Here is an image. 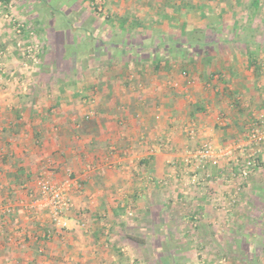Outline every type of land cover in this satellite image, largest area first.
I'll return each mask as SVG.
<instances>
[{"label":"rangeland","instance_id":"1","mask_svg":"<svg viewBox=\"0 0 264 264\" xmlns=\"http://www.w3.org/2000/svg\"><path fill=\"white\" fill-rule=\"evenodd\" d=\"M233 1L0 0V91L17 90L10 98L0 95V108L5 102L15 104L19 97L24 103L35 106L39 118L50 123V127H46L50 134L48 140L34 135L33 142L24 143L12 137V141L3 143L4 137L0 135V168L7 163V158L3 157L7 151L36 155L34 170L28 175L18 174L13 185L10 180L13 175L1 170L0 236L5 237L1 238L2 244L19 247L28 235L32 242H38L39 234L42 236L45 232L46 238L53 241L55 234L54 248L58 254L50 255L45 243L40 244L41 264H264V170L255 171L238 191L240 183L232 179L226 169L222 174L224 168L207 164L205 174H200L212 175V181L203 186L211 193L206 191L208 203L221 216V221L200 222L207 212L195 209L189 198L181 199L179 195L174 200L188 205L190 212L195 209L192 213L200 215L199 221L156 224L160 226L158 232L169 239L152 234L148 238V252H139L135 246L127 255L118 251L120 248L111 244L110 234L114 233L115 226L112 222L102 224L100 241L95 240L93 221L97 219L94 215L90 222L78 220L83 236L81 244L90 248L85 253H75L76 250H72L76 246L70 245L67 235L69 227L64 228L63 233L57 231L49 208L37 203L41 200L37 180L46 177L58 185L70 184V210L74 207L84 218L89 213L99 215L94 198L83 199L85 204L79 207L74 205L72 195H84L86 187L85 181L79 179L80 174L92 177L93 181L104 169H119L138 176L143 157L168 152L174 154L165 160L166 164L175 171L191 170L195 159L191 164L185 160L205 142L224 146L243 141L250 124L264 117V63L258 61L264 54V46L245 47L239 43L244 38L256 39L259 35L263 39L264 34L247 32L240 26L237 30H228L225 25L228 10L216 17L202 10L203 6L215 4H227L229 11L236 5L244 10L245 6L240 5L243 0H236V5ZM241 17L238 14V18ZM214 18L218 22L217 29L194 28L199 24L210 28L209 22L215 23ZM18 24L23 25L21 32H18ZM213 39L216 46L212 47ZM206 40L210 41L205 43ZM142 41L147 42L148 71L141 75V69L129 60H133L130 51ZM31 42L39 44L37 63L27 57L26 47ZM211 53H215L214 60H205ZM201 56L203 61H199ZM247 56L251 64L245 63ZM6 59L16 60V66L10 69L12 72L7 70ZM116 67L121 72L114 78L104 79L111 76L110 72L117 71ZM137 100L148 106L152 118L147 131L144 125L141 130L135 129L138 133L132 135L133 148H129L114 138H125L121 132H126L132 122L138 128V122H147L143 112L137 110ZM163 109L166 110L162 112ZM20 116L21 122L26 124L25 116ZM2 120L0 111V134L4 132ZM163 120L167 121L164 127ZM192 123L200 132L195 138L186 132ZM173 128L181 130L180 136L185 140L180 148L168 134ZM106 130L110 138L107 133L103 136ZM9 132L16 134L14 128ZM69 133L75 136L77 146L82 144H78L79 141L85 142L84 149L77 150L82 165L76 171L68 163L67 154L73 144ZM112 146L116 150L111 154ZM262 148L264 150V143ZM96 149L103 150L102 156L95 154ZM242 159L237 151L234 160ZM149 177L148 174L147 179L144 177L141 181L148 184V188L152 182ZM186 177L177 178V185L184 189L200 186L188 184ZM31 182L34 189L30 187ZM218 194L236 195L237 203L231 213L215 208L213 199ZM165 200L167 196H159L155 212L161 211V204L163 207L167 203ZM125 206L123 214L133 217L127 209L133 211L134 206ZM177 235L179 237L175 238ZM127 236L121 237V246L131 243L123 240L128 239ZM36 259L40 260V256Z\"/></svg>","mask_w":264,"mask_h":264},{"label":"crops","instance_id":"2","mask_svg":"<svg viewBox=\"0 0 264 264\" xmlns=\"http://www.w3.org/2000/svg\"><path fill=\"white\" fill-rule=\"evenodd\" d=\"M201 3H206V2H201ZM201 3L200 5H203ZM233 3L234 5H236L238 1L234 0ZM226 5L227 4H220V5L215 4L214 6L207 5V6H203L204 8L202 10L205 11L204 13L206 14L208 13L209 16L213 15L214 17H216V15L219 16L220 14H222L223 10H228V12L226 11L225 13V21L227 22L225 25L226 27H228V30H237L240 26L241 30H245L247 32L249 31L263 32L264 34V0H243L242 2H240V5L241 6L244 5L246 10L245 8L243 10L241 7H237L236 5V7L230 9L229 11V8ZM238 14L242 15L243 18L241 17L242 19L241 18L239 19ZM212 21H214L215 23L212 24V22H209L208 26L210 28H207V24H199L194 26V28L209 29V30H213L216 27L218 28V22H216V18H214V20ZM128 29L130 30L131 28ZM209 41L206 40L205 43ZM146 43H147L146 41L145 42L142 41L141 43H138L139 46L135 47V50L130 51L132 53L133 60H131L130 58L129 61H132V64H136L139 70L141 69L139 71V74L141 75L148 71V49H146L147 47ZM214 43H216V40L213 39L212 42H210V45L212 47L216 46V44ZM236 44L238 43L236 42ZM239 44L245 47L250 45L251 46L256 45L257 47L264 46V37L263 39H261L259 35V37H257L256 39L244 38L241 40ZM115 45L116 44L113 42L112 46L115 47ZM208 45L209 44H206V46ZM103 47L105 46L103 45ZM214 55L215 53H211L210 55H208L207 58H205V60L208 59L209 61L210 60L213 61L215 58ZM260 57L261 58L258 57V61L264 63V54H262V56ZM250 59H252L253 61L254 57L252 56ZM199 61H203V57L199 58ZM15 62L16 60L14 59H9V60L6 59L5 65L7 66V70L9 69V71L12 72V70L10 69L16 66L14 64ZM245 63L251 64V61L249 60V56H247ZM116 68L117 71L115 70L114 72H110L111 76L108 75V77H104V79L109 80L110 78H114L115 74L121 72V70H119L120 69L119 67ZM145 75L147 76V74ZM5 90L6 92L0 91L1 96L4 97L6 96V98L7 97L10 98L9 96L16 95L17 90L13 88L5 89ZM136 103L138 107L137 110L143 112V116L145 115V118H147V120L146 119L145 120L147 122H141V123L138 122L139 128L136 126V123L132 122L131 124H129V127L126 129V132L125 131L121 132V134L123 133L125 135V138L124 137L121 138L120 136H117V138L119 137L121 140H117L114 138V140L124 144V146L125 145L129 146V148H133L132 140L134 138H132V135L138 133L135 129L141 130L142 126L144 125L143 126L144 129L147 131L148 125H150V119L152 118L151 117L152 112L151 110H149L148 106L145 103L139 104L138 100L135 101V104ZM165 110L163 109L162 112H164ZM0 111H1V118L3 119L2 122H4L2 126V131L4 132L0 134L3 135L4 137L3 143L7 141H12V139L13 138L15 139V137L16 140L22 141L24 143L25 142L27 143L28 140L33 142L34 139L31 138H33L34 135L35 136L40 135L42 139L46 138L47 140L50 137V134H48V130L46 129V127H50V123L47 120L43 121L41 118H39V114L37 113L35 106L24 103L22 100H19V97L18 100H16L15 104L10 102L2 103ZM20 115L25 116L27 121L26 124L21 122L22 118ZM166 122H167L166 120L161 121L162 127H164V124H166ZM13 128L16 131V134H14L15 136L13 134L11 135L10 132L8 133V131L10 129L13 130ZM180 132L181 130L174 128L168 132V134L172 135V139L175 142V144H178L176 147H179L185 143V140L180 136ZM106 133L108 134L107 130L103 134L104 137H106L105 135ZM68 135H71L73 139L72 140L73 144L71 147H69V153L67 151L68 153L67 156L69 161L68 163L74 166V171H76V169L80 168V165H82L81 154H79L80 152H77V150L79 151L81 149H84L85 142L83 140H81V142L79 141L78 144L82 143L81 146L79 147L75 144L76 143L74 140L75 136H73L70 133ZM109 135L110 134L107 135V138L111 137ZM102 151H103L102 149H96L95 154L97 156H102ZM173 154H174L173 152L171 153L168 152L167 154L158 153L157 156L154 157L152 156L153 158L149 166H147L145 169H142L140 166L141 172H139L140 174H138V176H136L137 174L132 176L130 172H122L121 170L119 171V169L118 170L104 169L102 170V172H99V175H97L93 181L92 177L86 176L85 174H80L79 179L83 182L85 181L86 187L84 188L85 190L83 191L84 195L82 194L77 196H74V194L72 195L74 205L75 207H79L85 204V201H82L83 199L88 200L94 198L93 200L96 201L94 205H96V208L98 209L96 211H99V215L97 214L98 212H96L93 215L89 213V214H85L86 217L84 218L83 215L79 216L80 212L78 214L77 210L73 209L74 207L72 208V210H70L69 213L70 218L68 222L69 233H67V235L68 237H70V242H69L70 245L76 246V248H74L72 251L76 250L75 253H85L84 251L87 250L88 247L90 248V246L85 247L86 246L85 244H81L83 236L82 234H80L81 232L80 230L82 229H81V225H79L78 223V220L81 218V222H86V221L90 222L91 221L90 218H92V216L94 215H96L94 216V219H97V222L93 221L94 223L93 228L96 230V234H97L95 240L100 241L98 240L100 237V229H101L100 227L105 226V221L109 223L112 222L114 223L115 226L113 228L114 233L110 234L111 235L110 239L112 240L111 244H116V247L120 248V249L118 248L119 249L118 251H122L125 254L126 253L130 254L132 252L133 246H135L137 248V251L139 252L141 251L144 252V250L148 252L146 250L148 249V238L149 237L151 238L152 234L156 235L157 238L169 239L168 236L159 233L158 228L160 226L157 225L156 227L155 225L158 223L162 224L166 222L167 223L177 222V223L185 224L188 223V221H193L194 213L192 212L196 208L200 209L201 211L205 210L207 212L205 217L204 216L202 217L203 220L201 219L200 222L203 221V223L204 222L216 223L215 220L221 221L222 219L221 216L218 215V213H215L212 207L208 203L207 196L209 194H206V191L209 192L208 188H205L204 186L201 187L193 186L192 188L184 189L182 188V186L177 185L176 183L177 177L175 174V170L171 165H168L166 164L167 162H165V160L168 157L172 158ZM34 156L36 155L31 154L30 156L29 155L26 156L22 154H14L11 151L10 152L7 151V153L3 155L4 158L5 157L7 158L6 159L7 163H4L3 166L0 168V176L3 174V172L6 173L9 172V174H12L13 177H11L10 180L12 183L11 185H13L16 182V178L19 177L18 174H22L25 172L24 174L28 175L29 172L34 170V167L36 166L35 164L36 158H34ZM146 157H143L142 159ZM8 158H12L14 160L11 161L12 159H8ZM2 169H4L3 172L1 171ZM148 174L150 175L149 178L152 179L149 188H148V184H142L141 182L144 179V177L147 179ZM11 185H8V187ZM231 186H233V184ZM30 187L32 188L34 187L33 182L30 183ZM177 187H179L178 190L176 189ZM182 192H184L185 194L184 193L182 194ZM164 195L167 196V200H165V202L167 203L163 207L161 204V211L157 213L155 212V206L157 205L156 204L157 200L159 199V196L165 198ZM179 195L181 199L183 197L189 198L190 199L189 201L192 202V205L195 207V209L190 212L189 210L190 207L188 208V205L184 206L179 201L177 202V200H174V198L177 199L176 197ZM168 196H170V198ZM168 199H170V201L172 202L168 201ZM131 204L134 206V210H133L134 213L132 214L133 217L130 218L129 216L124 215L123 211H125L126 209L125 205H131ZM170 205H172L171 209H168ZM164 207H166L167 210L163 209L164 210L163 211L162 208ZM101 212L104 214V216L106 215L107 216L106 217L102 216L103 214ZM216 214L219 216V218L216 217L217 216ZM19 216L21 215L19 214ZM39 224L44 225L43 223H39ZM148 224L150 228H148ZM43 229H45V227ZM162 229L163 228H161V230ZM45 231L48 230L45 229ZM118 234H120L121 236ZM126 234L128 235L127 236L128 239L123 238V240H128L131 243L128 245H123L122 243L123 246H121V244H119L121 237H123V235ZM46 235H47L46 232L42 236L39 234L38 242L36 241L32 242L33 240L31 239V236L28 235L25 237L24 241L22 240L23 242L22 241L20 242L19 247H15L18 245H14L12 243L11 244L6 243L5 245L2 244L1 238L4 240L5 237L0 236V264H12V263L41 264L43 261L41 260L42 253L40 252L39 246L42 243H45L47 249L50 250L48 251L50 255L58 254V252L54 248V244L56 243L55 240L57 237L54 234L53 236L54 240L51 241L50 239L46 238ZM170 235L171 237L174 238L172 234ZM177 237L179 236L178 235L175 236V238ZM60 251L61 250H59V252ZM37 255L40 256V260L36 259Z\"/></svg>","mask_w":264,"mask_h":264},{"label":"built area","instance_id":"3","mask_svg":"<svg viewBox=\"0 0 264 264\" xmlns=\"http://www.w3.org/2000/svg\"><path fill=\"white\" fill-rule=\"evenodd\" d=\"M23 25L18 24V32H21ZM39 44L31 42L26 47L27 57L33 62L37 63L39 55ZM264 117L253 121L243 136V141L233 142L228 145L219 146L207 141L200 149L193 153L186 159L187 164H191L195 159L194 168L185 169L180 168L175 171L177 178H187L188 184L206 186L207 183L212 181V175L205 174L207 164L224 168L222 174L228 172L232 179L236 180L239 184L238 191H240L243 182L247 181L249 177L257 170H264V150L262 144L264 143ZM186 132L195 138L199 135V130L194 123L186 128ZM116 150L115 146L111 147V154ZM239 151L243 156L241 161L234 160L235 153ZM218 175V174H217ZM216 175V176H217ZM215 176V177H216ZM37 185L41 193V200L37 203L41 206L49 208L50 215L54 221L55 227L63 229L68 227V213L71 209V201L69 198L70 184H55L46 177H40L37 180ZM237 203L236 195L226 197L224 194H218L213 199V205L219 211L229 214L233 211L234 205ZM131 215L134 213L131 208L127 209ZM200 219L199 214L194 215V222L197 223Z\"/></svg>","mask_w":264,"mask_h":264},{"label":"trees","instance_id":"4","mask_svg":"<svg viewBox=\"0 0 264 264\" xmlns=\"http://www.w3.org/2000/svg\"><path fill=\"white\" fill-rule=\"evenodd\" d=\"M152 156H147L146 158L144 159H141L139 164L141 166L142 169H145L147 166H149L150 162L152 161ZM57 231H59L60 233H63L65 231V229H57Z\"/></svg>","mask_w":264,"mask_h":264}]
</instances>
